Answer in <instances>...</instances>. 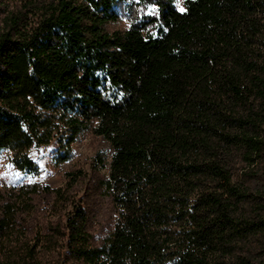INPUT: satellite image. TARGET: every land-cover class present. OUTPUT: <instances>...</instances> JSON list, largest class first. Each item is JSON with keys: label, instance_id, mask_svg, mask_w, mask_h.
I'll return each mask as SVG.
<instances>
[{"label": "trees", "instance_id": "trees-1", "mask_svg": "<svg viewBox=\"0 0 264 264\" xmlns=\"http://www.w3.org/2000/svg\"><path fill=\"white\" fill-rule=\"evenodd\" d=\"M179 1L0 0V151L36 179L104 140L115 215L98 242L82 170L7 189L0 264H264V0Z\"/></svg>", "mask_w": 264, "mask_h": 264}, {"label": "rangeland", "instance_id": "rangeland-1", "mask_svg": "<svg viewBox=\"0 0 264 264\" xmlns=\"http://www.w3.org/2000/svg\"><path fill=\"white\" fill-rule=\"evenodd\" d=\"M185 0L178 2V8H184ZM98 153L104 155L108 161L112 156L111 146L102 139L96 140L88 134L84 135L74 146V154L70 163L57 169L42 165V173L36 179H32L20 173L11 163L10 154L0 151V192L17 187L25 182H37L43 186H49L52 190L65 186L66 174L73 170H82L85 179L76 187V191L87 201V214L95 238L100 242L109 231L114 212L110 199L102 195L100 182L106 175L103 169L94 168L95 157ZM54 201L52 194H41L35 198L36 209L34 213L24 216L29 229L45 227L51 218V208Z\"/></svg>", "mask_w": 264, "mask_h": 264}, {"label": "snow or ice", "instance_id": "snow-or-ice-1", "mask_svg": "<svg viewBox=\"0 0 264 264\" xmlns=\"http://www.w3.org/2000/svg\"><path fill=\"white\" fill-rule=\"evenodd\" d=\"M177 10H178L179 12H181V13H183V12L186 11V9H184V8H178Z\"/></svg>", "mask_w": 264, "mask_h": 264}]
</instances>
